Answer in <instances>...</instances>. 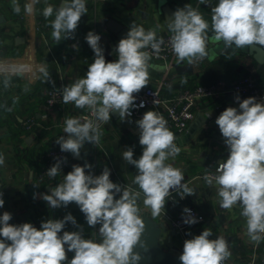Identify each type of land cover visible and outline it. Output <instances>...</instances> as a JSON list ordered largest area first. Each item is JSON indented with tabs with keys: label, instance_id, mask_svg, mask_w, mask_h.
<instances>
[{
	"label": "clouds",
	"instance_id": "clouds-1",
	"mask_svg": "<svg viewBox=\"0 0 264 264\" xmlns=\"http://www.w3.org/2000/svg\"><path fill=\"white\" fill-rule=\"evenodd\" d=\"M43 2L45 20L54 16L49 22L52 39L57 44L75 39L79 22L88 11L86 0H62L58 8L48 0ZM198 2L209 4V0ZM11 3L14 13L20 14L19 0H11ZM40 3L41 0H27L24 13L34 15ZM166 23L171 34L167 43L177 64L186 61L192 65L207 57L209 29L212 39L223 43L222 52L255 45L264 48V0H218L211 7L210 24L198 8L185 4L177 8ZM158 28L159 25L146 30L132 23L126 37L114 49L117 56L114 61H106L99 34L93 31L86 34L85 40L94 53V60L88 65L85 76L60 88V94L64 104L87 109L90 118L83 122L77 117L64 119V135L55 141L62 153L79 157L85 144H99L102 136L99 125L109 123L112 113H118L121 121L131 116L136 107L134 94L148 85L152 55L159 54L165 44L164 38L157 35ZM71 47L79 50L78 44ZM22 71L0 65L3 86L10 87L12 77ZM39 73L55 88L46 66H41ZM235 100L239 107H227L215 121L227 146V158L217 161L215 174L206 172L203 179L207 187L214 189V199L221 209L232 210L237 206L241 209L246 235L258 246L264 241V101L256 97L241 100L239 95ZM139 106L144 107V103ZM135 123L142 155L134 158L133 147H128L122 158L138 170L133 179L138 189L114 183L107 166L95 175L93 165L85 161L82 166L73 164L62 182L50 187L49 192L39 194L51 209L67 208L75 203L90 228L99 225L95 232L99 240L86 239L83 227L71 212L62 219L42 220L37 228L27 222L10 223L13 216L5 211L0 215V264H140L143 257L136 247L144 252L149 248L141 240L145 223L138 201L142 200L144 208L155 218L161 213L164 215L167 197L173 191H181V199L195 192L182 183V170L167 163L170 158L174 160L181 149L165 118L149 110ZM53 159L55 163L46 175L55 179L62 172L67 157ZM4 164V155L0 153V167ZM36 198L34 193L33 199ZM4 204L3 192H0V208ZM182 219L189 226L199 222L188 207L183 209ZM67 224L77 230H64ZM213 235L210 228H205L199 235L186 239L178 257L180 264H226L232 255L228 241L223 236L213 239ZM69 252L74 253L71 259Z\"/></svg>",
	"mask_w": 264,
	"mask_h": 264
},
{
	"label": "crops",
	"instance_id": "crops-1",
	"mask_svg": "<svg viewBox=\"0 0 264 264\" xmlns=\"http://www.w3.org/2000/svg\"><path fill=\"white\" fill-rule=\"evenodd\" d=\"M106 1L107 3L99 6L96 11L87 8V14L82 16L76 29L75 39H67V45L73 50L74 55L63 69H59L57 63L51 57L53 54L51 45L46 41L41 44L39 39L38 17L42 12V7L45 6L43 0L36 5L37 10L32 16L26 15L23 11V6L27 0H19L20 14L14 13L11 0H0V16L5 19V21L0 22V64L10 70L17 68L23 70L21 76L15 75L12 77L11 86L8 88L3 86V78L0 77V153L5 158V164L0 167V179H2L0 192H3V199L5 200L4 207L0 208V215L5 211L10 212L13 216L10 221L12 224L27 222L39 228L42 220L49 218L62 219L67 213L71 212L77 223L83 227L84 237L86 239L89 237L87 234L90 227L75 203H72V206L68 209H51L46 202L44 205L39 204V201L42 200L39 198L41 191L37 193L36 203L32 201L33 199L30 198L28 193L36 172L18 159L17 122H21L25 118L26 112L30 111L36 114L37 119L44 125L48 127L55 126V128L45 131L46 137L51 132L52 134L63 133V130L56 126L61 124L63 120L64 113L61 112L60 108L50 113L48 120H43V116L47 113L44 106L46 90L53 88V86L44 81L39 73V68L46 66L52 80L55 81V89H58L61 87L62 82L68 85L74 82L76 78L85 76L88 65L93 62L94 53L85 40V36L89 31L101 36L100 44L104 49L106 61L117 59L114 49L119 41L116 35L104 24L105 17L109 16L128 28L132 23L143 26L146 30L156 28L159 25L157 29L159 37L169 33L166 17L161 11L164 6H170L175 11L177 8L184 7L185 4L193 6L195 3L194 8L198 9L203 5L201 13L210 24L211 7L218 3V0H209L207 5L199 4L198 0H163V2L162 0ZM61 2L62 0H48V3L57 8ZM48 31L51 33L52 29L49 28ZM208 35V55L202 61L192 65H189L186 61L180 64L175 62L171 70L166 72L165 65L162 62L151 59L149 81L146 87L157 88L165 77L167 84L163 87V90L171 95L184 89L210 85L222 80L236 81L246 75H252L256 80L261 81L262 86L264 85V66L258 68L256 60L243 49L232 52L231 54H234V57L223 61V56L228 54L227 52L221 53L223 43L212 39L211 29H209ZM17 38H22L23 42L17 43ZM53 42L56 41L53 40ZM73 44H78V51L71 47ZM221 63L223 66H221ZM182 80H186V82H182ZM38 85H41L40 91H37ZM26 87L28 88L27 91H25ZM20 96L22 98L19 99ZM218 101L223 107L221 111L216 110L217 102L214 100L203 101L199 104V109L188 131L183 135L175 136V143L181 149L179 155L174 160L170 158L167 161V163L182 170L184 176L182 183L188 184L195 192V195L182 198L184 207L172 214L178 215L183 212L185 207L194 208L206 216V222L188 229L184 234L177 232V236L171 237L172 228L165 219V215L161 213V216L153 218L150 210L144 208L142 200L138 201V204L142 212L147 211L151 218L168 226L169 232L165 235L163 242L166 241L167 247H171L169 251L182 254L183 243L186 239H191L199 235L205 228H210L214 234L211 238L223 236L228 241L232 255L226 264H249L254 255L258 260L264 258V241L258 246L251 243L246 235V221L240 215L241 209L238 206L232 210L221 209L214 199V189L207 187L204 179L196 178L205 175L206 172H214L217 161L226 159L228 155L224 138L215 121L227 107L238 108L239 105L228 99ZM69 113H71L70 109H68ZM38 132L35 135H28L24 139V143L21 144L22 147H41L37 138L44 131ZM30 137L33 140L27 142ZM45 140L46 138L43 142ZM103 144L110 156L111 180L114 183H118L119 180L133 183L138 170L135 166L128 165L123 160L122 154L128 147H133L134 158L138 159L142 155L143 149L139 144V132L136 124L129 118L121 121L120 118L115 119L112 117L104 130ZM81 153L82 159L77 161L88 160L86 156L88 148L81 149ZM134 187L138 189V186L134 185ZM49 190V187H47L46 192H49ZM174 193H180V197L183 195L181 191H173L167 199H170ZM171 210L174 211L172 208ZM171 210L168 211L165 208L168 213ZM64 230L75 231L77 229L71 224H67ZM186 233H190V235H186ZM94 236L92 239H94ZM73 255L74 253L69 252L68 258L71 259Z\"/></svg>",
	"mask_w": 264,
	"mask_h": 264
},
{
	"label": "built area",
	"instance_id": "built-area-1",
	"mask_svg": "<svg viewBox=\"0 0 264 264\" xmlns=\"http://www.w3.org/2000/svg\"><path fill=\"white\" fill-rule=\"evenodd\" d=\"M86 3L91 4L92 9L96 11L99 6L105 5L107 1L86 0ZM170 35L171 34L169 32L167 34L159 36L164 38L165 44L162 46V51L159 54H153L151 58L155 61L162 62L165 65L166 72H169L173 67L174 63L176 62V57L173 54L170 45L167 43ZM148 51H151V49H148ZM4 67L7 68L6 66ZM166 84L167 81L164 77L157 88L146 87L145 89L141 90L138 94H134L136 95V107L132 109L131 116L127 118H129L135 123V121L142 118L143 114L146 111H157L167 121V127L169 128V130H171L175 136H180L188 131L190 124L194 120L196 113L199 109V104L203 101H216L217 103L215 102V108L218 111H221L223 108L221 104L218 103V100L226 101L228 99L233 103H237L235 100V97L237 95L240 96L241 100L248 97H256L258 101H264V87L252 75L243 76L241 79L236 81L229 82L222 80L210 85H200L195 88L184 89L175 93V95H173L172 97L164 96L163 94V87L166 86ZM63 86H66L64 82H62L60 88H62ZM60 88L50 89L46 92V101L44 106L47 110V113L43 116V120H48L50 113L59 108L61 109V112L64 113V115L62 123L56 126L58 128H61L62 130L64 129V119L66 117H77L80 118L82 122L90 118V113L87 109H78L72 103L64 104L62 101V95L60 94ZM141 102L144 103V107L139 106ZM68 109L71 110L70 114H68ZM107 125L108 123L105 124L102 122L99 125L100 130L102 132L99 144L94 146L93 144L88 143L85 144V146L83 147L86 149L88 148V153L86 155L88 159L93 158L96 162V160L101 157L107 161H110L109 153L103 144V134ZM22 126L29 132H33V129L35 127L44 130H50L51 128H55V126L44 127V124L37 122L34 118L22 121ZM56 134L54 136H56ZM62 134L64 135V133ZM54 157H67L66 163L62 165V170H69L72 168V154L62 153L60 151L59 145H57L53 150H51L47 154L48 164L44 168L43 172L38 175L40 182L43 183L47 180L50 182L48 184L49 188L55 186L54 183L56 178H49L46 175V171L55 163V160L53 159ZM110 170L112 171V166ZM209 174H215V171L210 172ZM203 177L204 175H200L196 178L203 179ZM118 183L130 186L135 189L134 184L131 182L119 180ZM40 193H44V191H41ZM170 201L172 209L175 210L176 205L173 196H171ZM190 209L199 221L198 223L191 226L183 223V212L179 213L178 215H172L171 213H168L166 211L164 212V215L167 217V222H169L172 229H175L177 232L184 234L188 229L199 226L206 222V216L202 212L194 208ZM98 228L99 227L96 226V228L94 229V239L97 241L99 240V237L95 232H98ZM249 264H264V258L258 260V258L254 255L251 258Z\"/></svg>",
	"mask_w": 264,
	"mask_h": 264
},
{
	"label": "trees",
	"instance_id": "trees-1",
	"mask_svg": "<svg viewBox=\"0 0 264 264\" xmlns=\"http://www.w3.org/2000/svg\"><path fill=\"white\" fill-rule=\"evenodd\" d=\"M194 4H193V7H194ZM44 7L45 6L42 7V10H43ZM86 7L89 9V8H92V5L86 3ZM199 10H200V12H202L203 5L200 6ZM53 18H54V16L53 17H49L48 20H45V18L42 15V12L39 15V17H38L39 39H40V43L41 44H43L44 41L49 42V44L51 45L50 47L52 48L51 51L53 53L51 55L52 59L57 63L59 69H61V68L63 69V67H65L67 65L69 59L73 57L74 52H73V50L70 47H68L67 39L61 41L59 44H57L56 42H53L51 33L48 31L49 28H51L49 26V22ZM232 57H234V54L228 53L227 55L223 56V59H224L223 61L230 60ZM221 66H223L222 63H221ZM16 80H17V78H16ZM257 81L259 83H261V81H259L258 79H257ZM50 89H55V88H50ZM50 89H47L46 91H48ZM40 90H41V85H38L37 91H40ZM163 94H164V96H168V97H172L173 95H175V93L169 95L168 93H166L165 90H163ZM20 98H22V96H20L19 99ZM45 101H46V97H45ZM24 117L25 118L22 121H26L27 119L34 118L37 122H40L37 119L36 114H34V113L30 112V111L26 112V115ZM22 121L21 122H17V125H16V136H17V139L19 140V146H18L17 154H18V159L20 161H22L24 164L29 165L31 167V169H33V171L36 172L35 177H34L33 181L31 182V184L29 186V189H28V193L30 195V198L33 199L32 197H33L34 193L37 194L40 191L46 192V189H47L48 184L50 182L48 180L43 182V183L40 182L39 178H38V175L43 172L44 168L48 164L47 154L58 145L55 142L56 138L59 137L60 135H63V134L61 132H57L56 136H54L55 134H52V132H51L46 137V134H45L46 130L39 129L38 127H35L33 129V132H29L25 128H23ZM40 123H42V122H40ZM44 127H48V126L44 125ZM38 131H44L43 134L40 137L38 136V138H37L39 140V143L41 144V147L37 148L36 146H30L29 148L28 147L27 148H23L21 144L24 143V141H25L24 139H26V137L28 135H35ZM45 138H46V140H45V142H43V140ZM86 161L93 165V172H94L95 175H99L102 172V170H103V168L105 166H107L110 169L109 161H107V160H105V159H103L101 157L98 158L96 160V162H95V159H93V158H89ZM84 163H85V161L79 162V161L75 160L74 157L72 158V165L73 164H79V165L82 166ZM71 170H72V168L69 169V170H62L60 175H58L56 177L54 185H56L57 183L62 182L64 174L66 175ZM33 184H37V185H39V187L35 188L33 186ZM1 185H2V179H0V186ZM179 195H180V193H174L172 195L174 200H175V205H176V209L177 210H180V208L184 207L183 200L181 199V197ZM32 201L34 203H36V199H33ZM44 203L45 202L43 200L39 201V204L44 205ZM70 206H72V204H70L68 207L70 208ZM68 207H67V209H68ZM165 208L168 209V211L171 210L172 206H171L170 199H167V203H166ZM176 209L174 211L171 210L170 213L172 214L173 212L176 211ZM29 215H31V214L29 213ZM97 226H99V225H97ZM94 229L95 228H90L88 230V234H87L89 236L88 238H91V239L93 238Z\"/></svg>",
	"mask_w": 264,
	"mask_h": 264
},
{
	"label": "water",
	"instance_id": "water-1",
	"mask_svg": "<svg viewBox=\"0 0 264 264\" xmlns=\"http://www.w3.org/2000/svg\"><path fill=\"white\" fill-rule=\"evenodd\" d=\"M161 11L165 15L166 20L174 12L170 6H164ZM3 21H5V19L0 16V22ZM103 22L106 27L116 35L118 41L126 37L129 28L124 24L113 18H110L109 16L105 17ZM16 42L21 43L23 42V39L17 38ZM243 50L248 52L256 60L258 63V68H262L264 66V48H261L259 45H255L243 48ZM232 52V50L227 51V53ZM18 76H21V74ZM112 117L118 119L119 115L118 113H112ZM32 140L33 138L30 137L27 142ZM74 159L81 160L82 153L79 157H74ZM142 217L145 223V230L142 233L141 240L147 244L149 251L144 252V250L139 248V246L136 247L135 250L140 252L143 257V259L140 261V264H180L178 259L180 254H176L173 251H168L162 245L165 235L169 232L168 226H166L164 223H158L156 220L151 218L147 211L142 212ZM164 217L167 220V217ZM173 236H177V231L175 229H172L171 231V237Z\"/></svg>",
	"mask_w": 264,
	"mask_h": 264
},
{
	"label": "rangeland",
	"instance_id": "rangeland-1",
	"mask_svg": "<svg viewBox=\"0 0 264 264\" xmlns=\"http://www.w3.org/2000/svg\"><path fill=\"white\" fill-rule=\"evenodd\" d=\"M179 243L181 244L180 240H179ZM163 246H164L168 251L171 250V247H167V242H166V241L163 242Z\"/></svg>",
	"mask_w": 264,
	"mask_h": 264
}]
</instances>
